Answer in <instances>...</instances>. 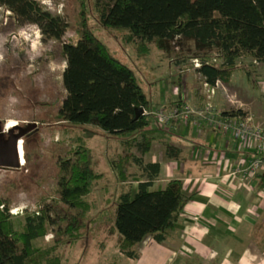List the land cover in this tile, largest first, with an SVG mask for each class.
Masks as SVG:
<instances>
[{"label": "trees", "instance_id": "trees-1", "mask_svg": "<svg viewBox=\"0 0 264 264\" xmlns=\"http://www.w3.org/2000/svg\"><path fill=\"white\" fill-rule=\"evenodd\" d=\"M79 1L76 40L63 45L66 66L62 77L67 94L56 118L70 124H94L112 135L136 134L126 139L124 147L130 150L137 146L144 155L151 144L145 133L153 118L145 113L150 110L149 98L134 70L118 59L90 27L87 0ZM99 1L104 26L128 31V40L139 37L140 52L147 53L150 43L167 52L179 40L194 42L193 56L200 57L202 63L198 72L211 84L218 79L228 83L241 58L264 63V0ZM0 7L14 13L21 26H39L44 40L60 41L71 28L64 15L51 12L41 0H0ZM212 53L215 62L209 61ZM176 103L180 100L171 105ZM223 115L246 118L248 112L232 108ZM137 135L142 136V142ZM130 160L140 176L147 178L138 183L134 194L129 189L119 195L112 222L120 236L119 250L137 258L136 246L146 237L158 242L167 239L191 196L178 179L154 188L160 164L145 163L142 156L131 151L119 160L120 164L117 162L120 181L131 177L126 169ZM59 167L57 202L42 200L39 208L25 217L23 230L13 229L11 200L0 196V264H61L62 258L56 254L60 242L84 225L86 211L77 199L86 195L93 180L101 175L94 168L91 149L83 143L73 158L59 159ZM256 177L264 187V174ZM59 203L72 212H57ZM49 228L57 235L53 245L35 247L34 241L46 235Z\"/></svg>", "mask_w": 264, "mask_h": 264}, {"label": "rangeland", "instance_id": "rangeland-1", "mask_svg": "<svg viewBox=\"0 0 264 264\" xmlns=\"http://www.w3.org/2000/svg\"><path fill=\"white\" fill-rule=\"evenodd\" d=\"M41 1L51 12L61 13L70 22V30L60 41L44 40L39 26H21L14 13L0 7V116L10 114L8 121H47L38 135L23 139V166L0 168V196L11 200L13 229L23 230L25 217L33 214L42 200L57 202L59 159L73 158L83 143L91 149L94 168L101 176L93 180L86 195L77 199L83 202L86 211L84 225L60 242L56 254L62 258L61 264H136L134 258L119 250L120 236L112 222L119 195L132 189L139 180L138 169L131 160L126 168L131 176L128 180L120 181L117 169V162L120 164L119 160L127 152L138 154L135 146L130 150L124 147L126 139L136 134L112 135L94 124L57 120L56 114L67 94L62 77L66 66L63 45L76 40L80 1ZM99 3V0H87L90 27L118 59L134 70L149 98L151 112L161 105L177 102L195 83L202 87V79L193 63L197 58L193 56L194 42L179 43V40L167 52L150 43L147 53L140 52L139 37L128 40V31L104 26ZM209 61H217L214 53ZM238 62L233 81L241 98L247 102L261 99L264 102V64L247 58ZM171 99L176 100L169 101ZM259 121H264V114ZM56 211L72 212L62 203ZM51 214L55 216V210ZM48 231L34 241L35 247L53 245L57 235L51 228Z\"/></svg>", "mask_w": 264, "mask_h": 264}, {"label": "crops", "instance_id": "crops-1", "mask_svg": "<svg viewBox=\"0 0 264 264\" xmlns=\"http://www.w3.org/2000/svg\"><path fill=\"white\" fill-rule=\"evenodd\" d=\"M234 75L228 83L223 82L226 90L219 89L217 108L242 109L263 123L259 121L264 114L263 100L241 98ZM186 100L202 104L199 84L188 90ZM145 133L151 138L149 150L142 155L136 146V155L145 163L160 164L153 187L181 180L191 200L165 241L148 236L136 246V264H264V187L259 177L232 175L240 161L253 153L237 149L231 133L208 126L200 129L176 121L162 125L154 117ZM138 141H143L141 135ZM138 172L139 180L130 189L133 194L138 183L147 178Z\"/></svg>", "mask_w": 264, "mask_h": 264}, {"label": "built area", "instance_id": "built-area-1", "mask_svg": "<svg viewBox=\"0 0 264 264\" xmlns=\"http://www.w3.org/2000/svg\"><path fill=\"white\" fill-rule=\"evenodd\" d=\"M193 63L198 72L202 65L201 60L196 58ZM198 73L202 79V87H200L203 95L202 104L188 103L185 93L180 103L161 105L156 111L145 110V113L154 115L162 125L176 121L200 129L208 126L216 131L231 133L237 149L253 153L252 156L240 161L232 171V175L245 179L264 174V122H256L252 115H248L246 118L223 115L224 111L219 110L215 104V97L219 89L226 90L223 81L218 79L214 84H211L200 72Z\"/></svg>", "mask_w": 264, "mask_h": 264}, {"label": "flooded vegetation", "instance_id": "flooded-vegetation-1", "mask_svg": "<svg viewBox=\"0 0 264 264\" xmlns=\"http://www.w3.org/2000/svg\"><path fill=\"white\" fill-rule=\"evenodd\" d=\"M9 115L10 114L0 116V140L2 139L3 141L7 142L9 148L14 146V139L20 133L22 132L24 133L23 139L26 141L38 135L41 127L47 124V121L45 119H40V120L20 119L16 121L17 123L13 126L17 128L11 130L12 127L11 128L7 127ZM0 168H5V167L0 166Z\"/></svg>", "mask_w": 264, "mask_h": 264}, {"label": "water", "instance_id": "water-1", "mask_svg": "<svg viewBox=\"0 0 264 264\" xmlns=\"http://www.w3.org/2000/svg\"><path fill=\"white\" fill-rule=\"evenodd\" d=\"M17 127H12L11 130ZM24 133H20L14 139V146L8 147V143L0 140V166L5 168H21L22 157L20 153V141H23Z\"/></svg>", "mask_w": 264, "mask_h": 264}, {"label": "bare ground", "instance_id": "bare-ground-1", "mask_svg": "<svg viewBox=\"0 0 264 264\" xmlns=\"http://www.w3.org/2000/svg\"><path fill=\"white\" fill-rule=\"evenodd\" d=\"M16 124V121H14V120H9L8 122H7V127L8 128H11V127H13L14 125ZM23 141H20V153H21V157H22V164H24L25 163V159H24V146H23Z\"/></svg>", "mask_w": 264, "mask_h": 264}]
</instances>
